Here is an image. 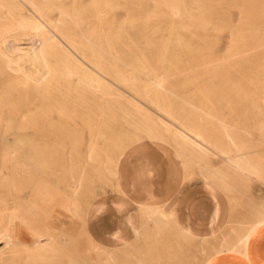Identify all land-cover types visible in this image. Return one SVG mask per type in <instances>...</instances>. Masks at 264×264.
Here are the masks:
<instances>
[{"label":"rangeland","instance_id":"rangeland-1","mask_svg":"<svg viewBox=\"0 0 264 264\" xmlns=\"http://www.w3.org/2000/svg\"><path fill=\"white\" fill-rule=\"evenodd\" d=\"M81 1L77 20L83 21L84 12L92 11L93 15L86 20L94 26V6H97ZM104 1L98 0L99 8L103 7ZM172 1H107L110 4L107 9L112 20L110 33L113 43L107 48L103 42H98L95 49L109 50V60L118 65L120 73H112L110 77L118 99L117 102L112 100L113 106L110 103L105 111L118 120L53 129L47 123L34 120L46 114V107L42 109L36 104L16 107L11 101L0 105V116L9 120L0 122V235L8 233L3 230L11 228V238L7 239L9 243L7 240L0 241L1 257L3 255L0 264H102L106 252L111 264L167 263L164 254L170 242L162 243L163 250L142 248L138 241L127 248L108 249L106 236L103 234L97 242L91 237L88 225L87 213L96 212L101 207L90 203L106 197L108 191H117L118 162L123 160L127 149L142 142L155 141L170 146L185 161L194 164L199 176L205 170L207 174L209 170L211 173L218 170L221 162L224 170L237 175L240 182L249 184L250 175L239 173L229 166L226 157L232 154L226 155L220 150L234 149L222 133L227 131L233 135L234 142L249 162L252 156L257 159V155L261 157L264 154V22L249 24L243 21L241 29L239 27L232 32L229 25L234 21L215 22V25L210 24L205 29L206 36L200 40L197 34L201 28H187L170 21L169 6ZM185 1L187 4L193 2ZM234 1L222 0V3L233 4ZM67 3L69 10L71 0ZM224 8L227 7H222L226 15L230 13L234 19L241 12L234 7ZM257 9L264 13L260 5ZM242 14L243 19L246 18L247 9H243ZM85 23L84 20L81 27ZM90 24L86 25L87 32ZM97 28L102 34L103 27L97 25ZM173 30L182 33L183 47L180 52L184 54L180 55L181 58L171 50L174 45L180 44L174 39ZM230 33L234 35L233 42ZM82 49L90 53L89 48ZM124 51H131L132 55L124 56ZM187 54H192L194 58L187 59L190 58ZM216 58L223 59L220 70L231 65L235 68L246 66L247 69L243 73L222 74L220 79L215 78L211 70L195 73L197 67L201 68L200 64L209 65ZM176 62H182L189 68L180 70ZM145 70H150V75L142 74ZM152 73L165 78L164 90L146 89ZM145 117L162 119L167 128L165 126L164 129L161 124L156 127ZM186 117L191 118L196 126L201 125L199 127L205 139L208 143L211 140L210 145L214 144L216 148L211 147L205 155L198 157L170 137L169 129L181 126L180 121ZM28 118L33 121H27ZM67 127L71 134L74 130L72 137L66 136ZM48 149L62 156L56 157L55 161L50 160V168L42 170L37 158L44 156ZM89 151L95 160L87 162L85 155ZM104 162L115 167L114 174L102 168ZM69 163L72 172L64 168ZM72 178H80V189L75 194L70 187ZM15 229L22 233L15 234ZM33 230L53 234V243L43 249L30 250L28 244L35 237Z\"/></svg>","mask_w":264,"mask_h":264},{"label":"bare ground","instance_id":"bare-ground-1","mask_svg":"<svg viewBox=\"0 0 264 264\" xmlns=\"http://www.w3.org/2000/svg\"><path fill=\"white\" fill-rule=\"evenodd\" d=\"M68 1L70 0H0V105L3 104V102L11 101L16 107H24L28 104H36L42 109L46 107V114H42L34 120L47 123L53 129L60 126L65 128V126L69 127L79 123L90 126L94 123L118 120L114 115L109 116V114L105 113L111 101L116 100L117 102L118 99V95L113 89L110 80L112 73H120L119 69H117L118 65L109 60L111 57V52L109 50H96L98 42H103L107 48L113 43L110 33L112 20H110L109 9H107L108 7L110 8V4L107 2L108 0H105L103 7L99 8L98 0L83 1L84 4L87 2L88 5L97 6H94V19L92 18L94 26L91 25L92 22L90 24V20H86L89 16V18H91L93 12H84L85 17L83 16V19L87 22V24H85H90L87 32L86 28L88 26L85 25L81 27L84 20H77L79 16L77 12H79V8L82 6L80 5L82 1L71 0L72 8L69 7V10L72 9L74 13L67 9ZM172 2L173 3L169 6L170 21L176 25L186 26L187 28H193V26L194 28H201V31L197 30L198 39L200 40L202 37L205 38L206 36L205 29H207L210 24L211 26L215 25V22L224 23L228 20L234 21L229 25L231 32L239 27L241 29L243 21L249 24H254L255 22L259 23L261 21L264 22V13L258 12L257 9L259 5L264 9V0H235L233 4H223L222 0H193L191 4H187L185 0H173ZM86 5L83 7H86ZM222 7H227L224 9L234 7L237 10H241V12L237 18L234 19L230 13L226 15ZM243 9H247L248 11V15L244 19L242 14ZM97 25L103 27V32L101 31L102 34L98 33L99 28H97ZM173 31L174 39L179 40L180 44L177 46L174 45L171 50L180 57V55L184 54L180 52L181 47H183L181 44L182 33L180 30ZM230 34V40L233 42L235 39L234 35L232 33ZM77 39L83 42H79ZM82 48H89L91 51L89 50L90 53H86ZM122 54L124 56H131L132 52L124 51ZM192 54H187V56L190 57L187 59L194 58ZM216 59L217 60L211 61L209 65L200 64L199 66H201V68L197 67L195 73L200 72L199 74H201L211 70L214 71V77L220 79L222 74L227 75L231 72L243 73L247 69L246 66L235 68L231 65L233 68L228 66L224 70H220L219 67L223 59ZM182 62H176L175 65L180 68V70L185 71L189 67L183 66ZM150 73V70H145L142 74L150 75ZM152 74L153 76L149 78V80L147 79L146 89L156 91L164 90L165 78L155 73ZM125 79L126 78L123 80ZM211 88L216 89L215 86ZM111 111L114 112L113 110ZM41 112L44 111L41 110ZM144 119L156 127L159 124L162 126L164 125L163 128L166 126L162 119H148L147 117ZM2 120L9 122L7 117L0 116V122ZM26 120L33 121L32 118ZM193 122L191 118L186 117V119L180 121L181 126H174L173 129H169L170 137L175 140L180 147L186 149L191 154L201 157L205 155L211 147H216L214 144L213 146L212 144L210 145L211 140L208 143V140L205 139L202 128L200 129L201 125H199L200 127L196 126L197 124L195 125ZM113 123L116 124V122ZM110 125L112 124L110 123ZM68 127L66 130L68 131L66 133L67 137L71 136L74 132L72 129L73 132L71 131V134ZM165 128H167V126ZM222 133H224V138L234 148L233 150H220L226 155L232 154L226 157L228 165L238 170L239 173L250 174L255 166L247 160L241 148L236 145L232 137L233 135L231 136L227 131ZM58 156L62 155L57 151L48 149L44 156H38L39 167L42 168V170L50 168V164L52 163L50 160L55 161ZM85 156H87V162L95 160L90 151ZM109 164L108 162H104L102 168L107 173L114 174L115 171H113V169L115 167L112 168V165L110 166ZM64 168L72 172L70 163L66 164ZM74 179L72 178L73 181L71 180L72 183H70L71 192L73 194L77 193L80 189V183L78 181L80 178L78 180ZM11 203L13 204V201ZM23 207H25V205ZM99 208L100 207H98L97 210ZM260 215H262V213H260ZM10 230L11 228L3 230L8 233L4 232L3 235L1 234L0 241L11 238ZM17 230L18 229H15L13 232L15 234L22 233ZM44 231H46V229ZM32 233L35 234V237L32 243L30 245L28 244L30 250L43 249L47 244L50 245L53 243V234L51 233L43 232L42 230H33ZM43 240L45 242H43ZM6 242H8V240ZM1 254L0 251V260L3 257V255L1 257ZM101 262L102 264H111L110 256L107 252L103 254Z\"/></svg>","mask_w":264,"mask_h":264},{"label":"crops","instance_id":"crops-1","mask_svg":"<svg viewBox=\"0 0 264 264\" xmlns=\"http://www.w3.org/2000/svg\"><path fill=\"white\" fill-rule=\"evenodd\" d=\"M126 152L117 165V191L90 203L101 205L87 213L94 240L104 234L108 249L137 241L162 249L170 242L165 264H264V154L252 156L255 168L245 184L221 162L201 177L160 142Z\"/></svg>","mask_w":264,"mask_h":264}]
</instances>
